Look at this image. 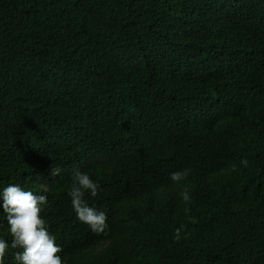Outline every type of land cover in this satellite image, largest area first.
Returning a JSON list of instances; mask_svg holds the SVG:
<instances>
[{
  "label": "trees",
  "instance_id": "1",
  "mask_svg": "<svg viewBox=\"0 0 264 264\" xmlns=\"http://www.w3.org/2000/svg\"><path fill=\"white\" fill-rule=\"evenodd\" d=\"M9 184L47 195L64 264H264V0H0Z\"/></svg>",
  "mask_w": 264,
  "mask_h": 264
},
{
  "label": "clouds",
  "instance_id": "2",
  "mask_svg": "<svg viewBox=\"0 0 264 264\" xmlns=\"http://www.w3.org/2000/svg\"><path fill=\"white\" fill-rule=\"evenodd\" d=\"M59 173V168L53 170V175ZM100 187L86 171L77 168L72 172L71 185L67 190L76 220L96 233L107 228V212L90 206L85 195L96 197ZM47 205V195L26 190L19 184L0 188V215L6 221L7 233L11 236L10 243L0 238V264H5L9 248L16 250L12 254L15 264H64L58 255L62 248L41 215Z\"/></svg>",
  "mask_w": 264,
  "mask_h": 264
}]
</instances>
